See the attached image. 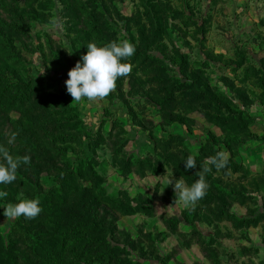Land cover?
Instances as JSON below:
<instances>
[{"label": "rangeland", "instance_id": "1", "mask_svg": "<svg viewBox=\"0 0 264 264\" xmlns=\"http://www.w3.org/2000/svg\"><path fill=\"white\" fill-rule=\"evenodd\" d=\"M123 40L131 71L73 101L87 44ZM0 92V145L31 157L0 185V264H264V0H0ZM21 199L41 212L7 219Z\"/></svg>", "mask_w": 264, "mask_h": 264}, {"label": "clouds", "instance_id": "2", "mask_svg": "<svg viewBox=\"0 0 264 264\" xmlns=\"http://www.w3.org/2000/svg\"><path fill=\"white\" fill-rule=\"evenodd\" d=\"M86 48V54L81 55L75 66L68 71V79L65 81L66 92L75 102H80L82 98L91 101L107 96L114 89L117 78L126 76L131 71V65L121 61L130 58L135 52V46L127 40L113 41L99 47L95 43H89ZM209 160L216 168H222L226 164L222 153L209 157ZM30 161L29 155L13 157L0 145V185L11 184L16 179L17 169L22 164L28 165ZM183 164L185 170L197 166L191 155L187 156ZM209 170V167H203L198 173L199 178L191 185H185L182 179L169 180L168 185H172L175 194L173 206L179 205L185 209L194 207L206 195L208 184L205 174ZM6 196L7 192L0 190V200ZM3 209V215L7 219L21 216L32 219L41 212L37 199H21L18 203L7 204Z\"/></svg>", "mask_w": 264, "mask_h": 264}, {"label": "trees", "instance_id": "3", "mask_svg": "<svg viewBox=\"0 0 264 264\" xmlns=\"http://www.w3.org/2000/svg\"><path fill=\"white\" fill-rule=\"evenodd\" d=\"M2 94H3V93H2V92H0V98H1ZM26 140H28V139L26 138Z\"/></svg>", "mask_w": 264, "mask_h": 264}]
</instances>
